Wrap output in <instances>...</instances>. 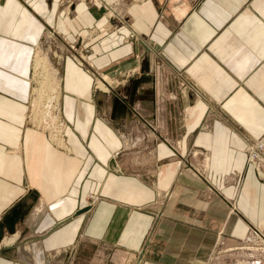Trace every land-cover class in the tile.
Returning a JSON list of instances; mask_svg holds the SVG:
<instances>
[{"label":"crops","instance_id":"0c3cea01","mask_svg":"<svg viewBox=\"0 0 264 264\" xmlns=\"http://www.w3.org/2000/svg\"><path fill=\"white\" fill-rule=\"evenodd\" d=\"M103 1L115 26L77 0H0V220L22 211L0 264H203L220 234L264 220L263 186L240 149V132H264V0ZM47 29L81 40L101 79L126 78L94 92L87 67L64 56L63 147L25 120ZM177 73L205 103L177 91Z\"/></svg>","mask_w":264,"mask_h":264},{"label":"rangeland","instance_id":"374dc122","mask_svg":"<svg viewBox=\"0 0 264 264\" xmlns=\"http://www.w3.org/2000/svg\"><path fill=\"white\" fill-rule=\"evenodd\" d=\"M77 2H84L87 5H94V6H98L101 8H105V10H104L105 16L108 19V21H110V24L112 26H115V23H114L115 19L118 21V19L116 18V16L118 15L117 11L115 9H113L114 4H108V3L104 2L103 0H77ZM77 2H75V3H77ZM71 5H72V3L66 5L63 8L64 14L66 16L72 10ZM67 12H69V13H67ZM121 19H123V17H121ZM43 35L44 36L42 37L41 42H39L37 45L39 46V48L42 47L44 49H48V50H43V51L44 52L46 51L48 53L47 56L49 57V61H50L51 66H53L55 69H58V73L60 76V82H61V76H62V68H61V65H58L57 57L61 56L62 63H63L64 56L68 55V56H71L73 58V60H75L76 62L78 60L77 58H79L81 60V62H79V63L77 62V63L81 66L85 65L87 67V70L93 75V77H94L93 87L95 89L94 92H98V90L102 91V90L96 88V84H95V79L97 77L99 79H101L100 75H102V74L96 73L97 70L93 66L94 64H93V61L91 60V57L87 56V54H86L89 49L86 48L85 50H83L82 47H84V43H82L81 40L78 42H76V40L69 42L66 40V38L59 31L53 30V29H47L45 34H43ZM128 35L132 36V34L131 35L128 34ZM58 45H63V48H64L63 52L59 51ZM53 52H55V54H57V55H53ZM33 57H34V54H33ZM33 57H32V59H33ZM40 69H41L42 73H43V71L45 72L42 74L43 75L42 77L38 76ZM49 69L50 68L46 67V66H44V69H42V68H40V65H39L38 68L36 69V71H38L37 74H33L32 68L30 66V73H29L30 94H29V99L32 100L33 102L32 101L28 102V108H27V112H26V120H28L27 121L28 127L31 126L30 122L35 124L36 123L35 121H37L36 119L37 118H38V120L40 119L39 115L41 116L45 111H47V109H49V107H48L49 104H47V103H50V101H49L48 97H51L52 88L54 86L53 79H51L52 78L51 72ZM136 71L134 70V72L132 74L136 73ZM132 74H129V73L126 74V77L131 76ZM31 78H32V81H31ZM41 78H43V79H41ZM175 78L177 79V81H176L177 91L180 94L182 93V91H186L189 94H191V99H190L191 102L205 103L203 100L198 98L197 94L199 92H197L196 87L188 81L187 77L182 75V73H177V74H175ZM125 79H126L125 74L123 75V77L121 79H118V80L111 79L112 83L110 82V79H107L106 80L107 82L102 79V82L107 85V89H108L105 92H110V90L113 87L119 86L121 84V82L124 81ZM50 87H51V89H50ZM58 87H59L60 92H61V83L58 85ZM48 90H50L51 92ZM39 95L41 96L42 100L40 99ZM44 96H46V97H44ZM33 97L35 100L32 99ZM44 98H45V100H44ZM172 98L173 99H171V100H176L177 96L174 95ZM59 99L61 100V95H60ZM43 100H44V102H43ZM40 102L42 104H40ZM180 105H182L181 102L177 101V100L170 102L171 108H177ZM217 107H218V109L220 108V106H217ZM31 109H32V111H31ZM182 111H183V107H180L179 112H182ZM52 112L53 111L51 110V113ZM33 113H34V115H33ZM32 116H33V118H32ZM220 121H222L223 123H225V121H229L230 123L235 124V122L231 118H228L225 116L220 117ZM138 123L143 124L144 126L147 124V122L145 124V121H143V122L140 121ZM50 129L53 130V127L50 128V126H47V127L43 128V130L44 131L46 130V132H48V131L50 132ZM150 134L153 135L151 131H150ZM240 135H242L241 136L242 145H241L240 149H241V152H243V154H244L245 163L247 166H249L251 168V170L254 173L255 178L263 186V190L260 191V194L257 190V195H258L257 197L259 198L261 196V203H262V198L264 199V132H262L257 137H254V136H252L246 132H243V133L240 132ZM62 143L64 144L63 139H62ZM203 159H205V158H203ZM117 167H119V166H117L113 162L110 165L111 170L117 169V171H118L119 168H117ZM190 171H191V169H190ZM202 172H203V170L202 171L196 170V174H197L196 176L198 178H205L204 179L205 182L204 181H202V182L207 184L206 183V177ZM150 182H153V181L149 180V183ZM207 189L210 191V193H208V194H210V195L216 194V192H214V190L212 189L211 186L208 185ZM167 194H168V192H167ZM166 196L167 195H165L164 198H166ZM164 198H162V202L165 201ZM97 199H98L97 196H94V194L91 193V194L85 196L82 204H84L83 206H87L89 209V207H91ZM158 201H159V204L162 203L161 198H159ZM228 201H229L228 207L230 209L231 214H233L234 216H240V214L237 211V208H238L237 192H235V195L230 197V199H228ZM82 212L83 211H80V213H78V214H81ZM254 224L255 225L247 226L246 229H244V231H242V230L236 231L233 237H228L227 239L223 238L222 234H220L219 235V242H218V244H216L215 248L213 249L212 255L210 256V258L207 261L203 262V264H264V220L261 222L258 221L257 223H254Z\"/></svg>","mask_w":264,"mask_h":264},{"label":"bare ground","instance_id":"6f19581e","mask_svg":"<svg viewBox=\"0 0 264 264\" xmlns=\"http://www.w3.org/2000/svg\"><path fill=\"white\" fill-rule=\"evenodd\" d=\"M68 10V9H67ZM66 10V11H67ZM65 11V12H66ZM67 13H69V12H67ZM58 49H59V51L60 52H63V50H64V48H63V45H58ZM43 50H48V49H44V48H42V47H40L39 48V46L36 48V51L34 52V57H33V61H32V73L33 74H37V72L38 71H36V69L38 68V66L40 65V68H42V69H44V66H46V67H49L50 69V72H51V76H52V78L51 79H53V83H54V86H53V88H52V95H51V97H48L49 98V101H50V103H47V104H49V109H47V111H45L41 116L39 115V117H40V119L38 120V118L36 119L37 121H35L36 123L35 124H33V123H31L30 122V125L32 126V127H34V128H36V129H42L43 130V128L44 127H47V126H50V128H52L53 127V130L52 129H50V132L48 133L49 134V137H50V139L55 143V144H57L58 146H64L63 145V143H62V134H61V131H62V126L61 125H64V121L62 120V118H61V102H60V95H61V92H60V89H59V87H58V85L60 84V76H59V73H58V69H55L53 66H51V64H50V61H49V57L47 56V52L45 51H43ZM42 52V53H41ZM42 55V56H41ZM53 55H57V54H55V52H53ZM83 56V55H82ZM57 62H58V65H61L62 64V59H61V56H59V57H57ZM78 60H77V62L79 63V62H81V60L79 59V58H77ZM46 70V69H45ZM49 72V71H48ZM43 73H45L44 71H43ZM42 72H41V69H40V71H39V75L38 76H43L42 74H43ZM48 76V75H47ZM46 76V77H47ZM102 77V76H101ZM104 79L103 80H107L108 78L107 77H103ZM41 79H43V78H41ZM49 80V79H48ZM47 80V81H48ZM31 81H32V78H31ZM43 81V80H42ZM51 81V80H50ZM49 81V82H50ZM95 84H96V88H98V89H100V90H102V91H106V90H108L107 89V85L106 84H104L103 82H102V79H99L98 77L95 79ZM107 82V81H106ZM49 85V84H48ZM50 89H51V87H50ZM33 91V90H32ZM48 91H50V90H48ZM51 92V91H50ZM49 92V93H50ZM36 94V93H35ZM40 96V95H39ZM38 97V96H37ZM36 97V98H37ZM44 97H46V96H44ZM43 98V97H42ZM33 100H35L34 99V97L32 98ZM40 99H41V96H40ZM38 100V99H37ZM42 100V99H41ZM40 100V101H41ZM44 100H45V98H44ZM44 100H43V102H44ZM48 100V99H47ZM30 101H32V100H30L29 99V102ZM33 102V101H32ZM42 102V101H41ZM40 102V104H42ZM30 104V103H29ZM35 104V103H34ZM39 104V105H40ZM31 105V104H30ZM45 106V105H44ZM51 110L53 111L52 113H51ZM31 111H32V109H31ZM39 113V112H38ZM42 113V112H41ZM31 114V113H30ZM79 114H80V119H82V116H81V114H82V111H81V109H80V107H79ZM126 114V113H125ZM33 115H34V113H33ZM31 116V115H30ZM125 116V115H124ZM26 117V116H25ZM126 117V116H125ZM32 118H33V116H32ZM30 119V118H29ZM26 120V119H25ZM30 121V120H29ZM34 121V120H33ZM44 131V130H43ZM46 131V130H45ZM122 138H124L125 139V137H124V135L122 134ZM16 225V224H15ZM16 229V228H15ZM6 233V232H5ZM4 233V234H5ZM14 233H15V231H14ZM13 233V234H14ZM7 234V233H6ZM13 234H10V235H13ZM6 236V235H5ZM4 237V236H3ZM15 235L14 236H9V238H7L6 239V237L2 240L1 239V241H2V244L3 245H10V243H12L14 240H15ZM0 241V242H1ZM2 245V246H3Z\"/></svg>","mask_w":264,"mask_h":264},{"label":"water","instance_id":"95a60500","mask_svg":"<svg viewBox=\"0 0 264 264\" xmlns=\"http://www.w3.org/2000/svg\"><path fill=\"white\" fill-rule=\"evenodd\" d=\"M20 204L14 206L9 212H7L0 221V241L4 236V233L13 234L15 231V224L22 218V211ZM86 208H82L80 211H85Z\"/></svg>","mask_w":264,"mask_h":264}]
</instances>
